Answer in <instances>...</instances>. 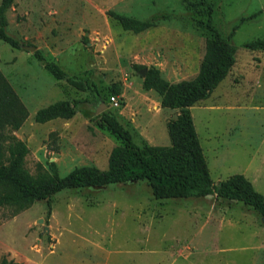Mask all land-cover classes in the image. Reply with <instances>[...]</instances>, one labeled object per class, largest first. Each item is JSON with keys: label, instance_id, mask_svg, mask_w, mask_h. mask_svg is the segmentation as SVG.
Segmentation results:
<instances>
[{"label": "rangeland", "instance_id": "1", "mask_svg": "<svg viewBox=\"0 0 264 264\" xmlns=\"http://www.w3.org/2000/svg\"><path fill=\"white\" fill-rule=\"evenodd\" d=\"M209 1L215 26L237 47V62L209 98L191 107L194 122L214 183L241 173L264 194V47L248 46L264 39V0ZM110 9L155 25L126 30ZM206 15L185 0H12L7 31L22 47L0 40V69L29 110L14 132L30 148L27 168L36 173L39 163L56 161L62 176L81 166L107 170L122 141L99 126L105 110L135 142L171 144L167 123L179 111L144 87L142 71L157 67L171 82L194 78L210 35L197 20ZM24 45L70 74L92 69L99 99L56 78ZM58 100L81 102L71 118L37 122V111ZM8 213L0 212V262L264 264V217L253 207L215 194L157 199L145 179L64 189Z\"/></svg>", "mask_w": 264, "mask_h": 264}, {"label": "trees", "instance_id": "2", "mask_svg": "<svg viewBox=\"0 0 264 264\" xmlns=\"http://www.w3.org/2000/svg\"><path fill=\"white\" fill-rule=\"evenodd\" d=\"M185 1L190 6H201L207 11L205 18L197 20L210 33L198 74L192 79L171 82L163 77L159 68L153 66L148 69L144 79V87L156 90L162 97L164 107L179 111L178 116L167 123L171 144L135 142L131 130L120 122L117 115L105 110L98 116L99 126L108 129L122 141L112 149L107 170L97 166H81L62 176L57 162L48 161V167L39 163L36 173H32L26 166L30 148L14 133L28 119L29 110L0 69V212L7 209V217L11 218L37 201L50 200L64 189L129 184L145 179L157 199L197 198L215 194L224 201H242L264 217V194L255 188L246 175L237 173L218 184L211 176L191 107L209 98L229 75L237 62V47L215 26L214 7L209 0ZM11 2L3 0L0 5V40L21 48V42L7 31V11ZM107 14L117 19L124 29L137 33L155 25L153 21L141 20L112 9ZM248 46L263 48L264 39L249 42ZM35 54L56 78L89 92L95 100L99 99L100 90L92 78V69L81 74H70L60 64L46 61L41 50H36ZM80 102L58 100L39 109L35 119L46 123L57 118H71L76 114ZM0 264L18 263L4 258Z\"/></svg>", "mask_w": 264, "mask_h": 264}, {"label": "water", "instance_id": "3", "mask_svg": "<svg viewBox=\"0 0 264 264\" xmlns=\"http://www.w3.org/2000/svg\"><path fill=\"white\" fill-rule=\"evenodd\" d=\"M24 47L26 48V49H28V50H31V51H36L37 50V47H35V46H31V45H24ZM147 71H148V69H144L143 71H142V74L144 75V76H146V74H147ZM105 106H107V105H105V103H102L100 106H98V108H97V112L99 113V112H102L103 110H104V107ZM107 186H96V187H94V188H97V189H103V188H106ZM212 194H208L207 196H211ZM232 201H236V199H232Z\"/></svg>", "mask_w": 264, "mask_h": 264}]
</instances>
